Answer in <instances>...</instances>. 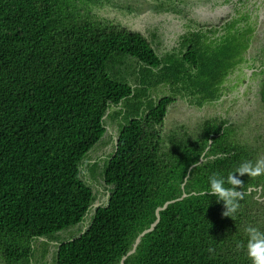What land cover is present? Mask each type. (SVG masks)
<instances>
[{
  "label": "trees",
  "instance_id": "16d2710c",
  "mask_svg": "<svg viewBox=\"0 0 264 264\" xmlns=\"http://www.w3.org/2000/svg\"><path fill=\"white\" fill-rule=\"evenodd\" d=\"M96 1L0 0V264H48L51 243L52 264H120L156 209L184 191L125 264H251L239 245L248 227L264 232V173H234L238 186L226 178L262 159L258 146L237 135L240 119L164 128L174 98L152 97L165 83L192 103L214 100L240 52L193 42L166 58L137 33L104 32ZM106 114L118 140L102 171L107 199L93 210L83 174L96 175L89 156ZM213 174L241 193L234 212L207 193Z\"/></svg>",
  "mask_w": 264,
  "mask_h": 264
},
{
  "label": "flooded vegetation",
  "instance_id": "af4514ba",
  "mask_svg": "<svg viewBox=\"0 0 264 264\" xmlns=\"http://www.w3.org/2000/svg\"><path fill=\"white\" fill-rule=\"evenodd\" d=\"M90 6L104 32L137 33L154 52L166 58L188 51L193 42L220 49L232 46L234 52H240L219 83L214 100L199 105L189 96L176 95L192 109L199 108L200 114L211 105L216 110L210 116L226 118L229 123L240 119L243 124L257 104L264 106V0H98ZM170 95L172 88L165 83L152 92L157 100ZM172 103L164 116V128L182 126L192 133L210 117L195 125L194 119L188 122L186 113L177 116L169 127L166 121ZM199 112L188 113L195 118Z\"/></svg>",
  "mask_w": 264,
  "mask_h": 264
},
{
  "label": "rangeland",
  "instance_id": "374dc122",
  "mask_svg": "<svg viewBox=\"0 0 264 264\" xmlns=\"http://www.w3.org/2000/svg\"><path fill=\"white\" fill-rule=\"evenodd\" d=\"M173 103L170 105L168 110V117L166 121L167 126H172L176 122L177 116H183L187 113L188 122L193 121L195 125L199 123L201 119L204 117H208L215 113L214 106H207L205 108V112L200 114L199 108L198 110L192 109L188 106L184 101L180 98L177 99L176 95H173ZM193 110L194 112H199V115L195 118L190 116L188 112ZM211 117V116H210ZM106 121V128L104 134L102 135L101 142L97 144V146L90 152L89 160L91 161L92 166L95 162H99V167L96 170V175H94L88 167L85 168L83 178L93 187L94 194L96 195L97 200L100 202L106 201V190H105V182L102 176L103 166L105 163L106 158L111 154L113 151V144L115 141V137L118 134L119 126L118 124L113 121L109 116L105 117ZM197 129L199 128V124L197 125ZM237 135L243 139H249L250 142L258 146L259 152L261 153V158H264V106L262 104H257L256 107L251 110L250 115L245 119L243 124L238 125ZM197 131V130H196ZM194 131V132H196ZM193 133V132H192ZM91 166V168H92ZM259 196V194H258ZM262 203H264V197L261 199ZM92 209L94 210L93 206ZM88 221L81 222L80 224L76 225L73 228L68 230H64L60 232L62 236H70L72 232L78 231L82 228H85ZM49 253L45 256L44 262L48 264H52V257L55 250L54 244L49 245ZM43 252V246L38 244L37 249V258L40 260L41 255ZM39 262V263H38ZM38 264H41L38 261Z\"/></svg>",
  "mask_w": 264,
  "mask_h": 264
},
{
  "label": "clouds",
  "instance_id": "9594fccd",
  "mask_svg": "<svg viewBox=\"0 0 264 264\" xmlns=\"http://www.w3.org/2000/svg\"><path fill=\"white\" fill-rule=\"evenodd\" d=\"M114 142H116V137ZM234 173L259 176L261 173H264V158L257 159L254 163L250 160L243 161L235 168L234 172L228 173L226 178L227 183L233 186H238L242 182L235 177ZM226 181L224 177L213 174L209 178L210 188L207 193L218 196L228 206V210L234 212L238 206L236 200L241 197V193L234 187H224ZM200 194L205 195L206 193L201 192ZM246 233L248 236L246 245L239 246L244 247L251 264H264V232L250 226L246 229Z\"/></svg>",
  "mask_w": 264,
  "mask_h": 264
},
{
  "label": "water",
  "instance_id": "95a60500",
  "mask_svg": "<svg viewBox=\"0 0 264 264\" xmlns=\"http://www.w3.org/2000/svg\"><path fill=\"white\" fill-rule=\"evenodd\" d=\"M107 114H108V112H107ZM107 114L105 115V117L107 116ZM117 140H118V135L116 136V141H117ZM202 161H203V158H201L197 164L201 163ZM197 164L192 165V167H191L190 169H192V168H193L194 166H196ZM259 189L261 190V187H260ZM187 195H188V193L184 191L180 197H178V198H176V199L168 200V201H166L163 205L159 206V207L156 209V219L151 223V225H150L148 228L144 229V230H143V231H142V232L136 237L135 242H134L132 248H131V249H130V250H129V251H128L123 257H122V259H121V261H120V264H125V260L127 259V257H128L129 255L133 254V253L136 251V249H137L138 245L140 244L142 238H143L147 233H149V232H151V231H153V230L155 229V227H156V226L158 225V223L160 222V219H161V211L164 210V209H166L170 203L175 202V201H177V200H181V199H183L184 197H186ZM100 204H101V202H100L99 200L96 199V200L94 201V203H93V208L95 209L96 207L100 206Z\"/></svg>",
  "mask_w": 264,
  "mask_h": 264
}]
</instances>
